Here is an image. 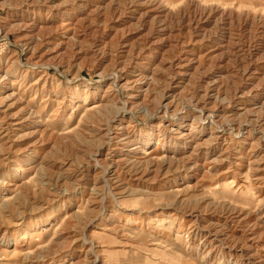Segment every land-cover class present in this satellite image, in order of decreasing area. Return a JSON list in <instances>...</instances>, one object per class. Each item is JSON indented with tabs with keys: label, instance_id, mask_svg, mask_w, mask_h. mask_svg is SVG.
<instances>
[{
	"label": "rangeland",
	"instance_id": "374dc122",
	"mask_svg": "<svg viewBox=\"0 0 264 264\" xmlns=\"http://www.w3.org/2000/svg\"><path fill=\"white\" fill-rule=\"evenodd\" d=\"M122 98L133 112L102 142L82 108L111 116ZM0 99V239L57 250L29 263L0 243V264H264V0H0ZM29 101L40 118L18 126ZM74 128L76 142L55 143ZM153 133L141 166L115 163ZM181 133L179 161H160Z\"/></svg>",
	"mask_w": 264,
	"mask_h": 264
},
{
	"label": "bare ground",
	"instance_id": "6f19581e",
	"mask_svg": "<svg viewBox=\"0 0 264 264\" xmlns=\"http://www.w3.org/2000/svg\"><path fill=\"white\" fill-rule=\"evenodd\" d=\"M32 45H34V46H37L38 45V41L36 40L35 37H31L30 38V41H29V43H28L27 46L30 47ZM32 67H35V66L30 65V68H32ZM10 71L11 70L8 68L6 72L8 73ZM119 72L120 71H117L115 74H112V75L110 74V75L112 77L111 79L114 80L113 81L114 83L112 82V84H114V85L117 86L118 93H120V95L123 96V94H126V91L125 90L127 88L128 81H126V83H124V84H121V81H122L121 80L122 79L121 78V75L122 74H120ZM140 79H141V77L139 78V80ZM136 81L138 82V80H136ZM4 86H6V85H4ZM16 94L17 93L13 92L8 97L12 98V97L16 96ZM133 98L136 100V102H135L136 105H138V102H137L138 96H135ZM0 101H1V99H0ZM143 104H141V105H143ZM104 105L101 104L100 102H95V103H93L91 105L83 106V108H82L83 111H82L81 115H82L83 121L85 120V123H82V119H81L80 124L82 123L84 126H87V127L92 125L93 128H95L96 131L98 129L99 134L101 136L100 139L102 140V142H109L111 139H114L115 138V135H116V133L114 131V128H113L114 126L112 124L114 122L112 120V116L115 115V118L116 119H119V118L121 119L124 116L125 113L133 112V106L126 99H123L122 103L120 105H118V107L115 106V107H112L111 110L109 109L111 111L110 112L111 116L109 115L111 117L110 118L109 116H105L107 113L105 115H103V113H102V111H104L103 109L106 108V107H104ZM201 106L198 105V104H196V106L193 107L192 112H195L193 118H194V120H198V121H200L203 124H208V123H210L212 121L211 120V115L212 114H210V115L209 114H206L204 108L201 107ZM0 107L1 108H4L3 110H0V111L8 115V113L6 112V109L9 107L8 104H5V105L0 106ZM148 108H149V106H148ZM170 108L171 107L168 105V103L165 104V105H163V104L158 105V107L155 110L156 111V115L155 114L154 115L155 116H158V117L161 116L165 120L169 116V114H170ZM143 112L146 113V114H148L149 113V109H147L146 107H143ZM20 113H21V116H20V118L16 122V124L18 126H22V125L26 124L28 121H31V120L37 121L40 118V115H38V112L35 111V110H33V107L31 105V102L30 101L27 102V105L24 107V109ZM97 114L100 115L99 118L97 117L98 116ZM108 117H109V119H108ZM171 119L174 120L173 118H171ZM213 123L215 124L214 121H213ZM39 124H40V126H39L38 129H40L41 131H45L47 129L46 122L43 123V121L41 120V123H39ZM7 129H8L7 123L4 122L3 120H0V144H2L1 142H3V139L6 136L5 134L7 132ZM220 129L222 130L223 128H220ZM220 129H219V131H220ZM75 131L76 130L74 128V129H72V130H70V131H68L66 133L60 134V135H62V137H59L58 138V136H57V140L55 139L56 140L55 143H59L60 141H63L65 139H67V141H70V142H76L78 137L76 136V134H75L76 132ZM222 131H224V130H222ZM191 132L192 131H190V133ZM124 135H125V139L124 140L128 144L131 137H130L129 133H127V132H124ZM158 136H160V135H158ZM158 136L154 135V133H153V134H149V135H146L144 137H141L139 139V141L135 142L133 144V147L132 148L127 149L126 154L120 160L116 161L115 163H118V165L123 164V165L130 166V167H133V166L134 167L141 166L142 165V162L133 159L132 156H139L140 154H145L146 153V151H145L146 146H148L150 143H152V141H155V138L158 137ZM189 136H190L189 133H187V134L186 133H181V135L179 136V138H181V140H177V141L176 140L175 141H171V139L169 137H167L166 140H167V143L168 144L165 145V149L167 150V152L170 155L169 156L163 155V157H161L159 160L161 161L162 159L166 158V162L169 165L172 162L179 161V159L176 158L177 157V153L179 151H181V149L183 150L186 147V145H187V139L189 138ZM209 141H210V139L207 142H209ZM1 152H2V147L0 146V155H1ZM91 158H92V156H91ZM1 160L2 159L0 158V162H1ZM174 160H176V161H174ZM155 162H157V164L159 163L157 160ZM113 163L114 162H112L111 166L108 167L107 170H106V175L107 176H109L111 174H114L115 171H116L115 164H113ZM148 163H150V162H148ZM151 163H152V161H151ZM41 165H43V164H41ZM29 183L30 182L27 181L25 184L21 185L20 189L18 188V191H16V193H13L14 195H13V199H11V202H13L12 200H14V199H15L14 202H16L17 200L23 198V196L25 195L24 189L28 187L27 184H29ZM9 203H10V201L9 202L8 201L6 202V200H2L0 202V208H2L4 206L8 207V204ZM80 211H81L80 208H79V210L77 209L76 213L74 214V217L79 218V215H80L79 212ZM68 223H69V220L66 221L65 223L63 222V224H61L59 226L60 227V231L58 232V233H60V235H59V242H58V246L60 247L59 250L60 249L63 250L62 248H65L64 246L61 245L62 244L61 239L64 237L63 236L64 234H63V231L62 230L65 229L64 227H66L68 225ZM54 238H55V235H54ZM57 240H58V238H57ZM0 243L1 244H4L3 246L2 245L1 246L6 248V250H4L5 251V255L4 256H8L9 258H15V257L16 258L17 257L19 258L20 257L21 259L24 260V262L28 261L29 263H36L38 261H42L45 258V256H43V252H45V253H53V252H56L57 251V250H54L52 248V246L49 247L47 245L46 247L43 246L40 250L39 249L38 250H36V249L33 250L30 247V248H28V249H26V250H24L22 252L17 253L16 249H14V250H11L10 249V246H11L10 245L11 244L10 241L9 242H6V241H4V239H0ZM91 251H92V248H91ZM71 258L72 259H71L70 264H83L82 259H80V257H76L75 255H72ZM2 264H7V263H2ZM21 264H23V263H21Z\"/></svg>",
	"mask_w": 264,
	"mask_h": 264
}]
</instances>
